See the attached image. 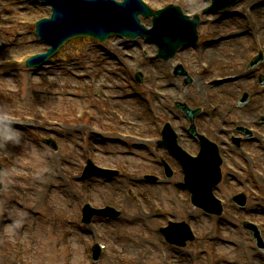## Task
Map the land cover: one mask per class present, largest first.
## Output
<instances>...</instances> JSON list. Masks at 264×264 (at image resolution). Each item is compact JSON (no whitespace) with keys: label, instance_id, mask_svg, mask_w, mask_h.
<instances>
[{"label":"rangeland","instance_id":"374dc122","mask_svg":"<svg viewBox=\"0 0 264 264\" xmlns=\"http://www.w3.org/2000/svg\"><path fill=\"white\" fill-rule=\"evenodd\" d=\"M145 1L153 8L162 6L166 2H173L186 13L200 12L208 2V0ZM252 4L256 6L252 7ZM12 7L17 8L15 13L10 11ZM247 10L251 12H247ZM230 11H233L238 17L231 16L224 20L221 19V15L202 17L203 25L198 29L201 40H208V38L216 36H230V38L224 40L219 48V52L213 47L216 51L214 57L209 56L211 54L208 55V52L205 50L206 48H202L201 50L204 57L207 60H211L214 70H218L223 75L233 73L239 75L242 65L251 54L256 52L252 41L253 35L257 36L264 43V0H242L237 8L234 7ZM0 13H2L0 15V62H4L0 63V142L6 137H13V140L9 141L8 156L10 159H16L25 152L23 145L15 143V139L18 136H35L38 133H43L45 134L43 138L51 137L59 141V152H54L45 146L41 139L37 145V148L44 146L50 149L52 153L62 154V157L58 161V167L53 168V170H62L63 174L54 177L56 183L47 182L42 184V186L51 184L54 188V200L56 203L54 214H60L72 219L75 217L70 215L73 205L67 201L70 199V190L73 187L79 188L81 185L77 182L72 183L71 175L78 171L79 167L85 163L74 162L76 154L84 151V148L81 147L84 140H80L79 143H76V140L84 135L82 129L89 125L88 110L91 108V105H93L97 115L101 113V108L102 115L106 113L105 107L99 105L104 102L102 94H96L94 90L99 89V83H105L112 88L113 86H117L114 90L106 91L107 95L116 97L115 100L111 101L115 105V109L125 116V118L133 121L138 120L139 122L141 119L150 120L148 110L150 107L153 108L149 105H153L154 95L151 72L154 69L158 80L166 82L168 81V77L165 72L169 66L168 64L153 63L150 65L147 63L139 53L141 45L138 43H136L138 45H124V43L113 39L106 44L98 46L97 43L88 39H76L61 48L48 61L49 65L46 68L40 72H32L23 66L25 59L45 50V47L37 41L34 35L33 22L37 18L48 16V10L38 4L32 3L30 0H0ZM3 16H14L15 19L4 20ZM216 18L218 20L221 19V22L217 25L212 24ZM207 20L212 22H207ZM142 23L149 25L150 21L142 20ZM213 33L217 35H213ZM116 47L119 48L116 50V54L121 49L120 53L122 55L118 54L119 59L109 60L106 65L100 68L99 63L104 58L102 52L112 53ZM12 53L19 54L20 64L22 65L20 69L16 65L7 62L10 61ZM193 61H195L194 58L188 64H191ZM260 66L258 67L259 70L264 68L262 65ZM191 67L194 69L195 66L192 65ZM137 69H140L145 74L146 83L141 88L134 87L130 80V74ZM79 73H86L87 77L79 78L77 77ZM161 73H163V78L161 77ZM21 78L30 85L26 86L24 92V97L27 101L26 107L29 110L52 109L54 110L53 112L69 110L72 114L60 118L45 112L44 114L49 116L48 119L59 123L58 125H53L44 122V119L41 117L42 114H39V116L37 114L36 117H33L26 111L17 115V118L12 120L14 121L13 123L5 126L3 114L18 97L16 88ZM192 78L194 84L201 77L193 73ZM177 80L179 79L175 81ZM92 84H95V88H91ZM248 84L257 89L255 80ZM239 87L240 84H229L219 89L224 107L230 110L236 119L242 115L240 111L237 112L233 107V102L238 96ZM191 88L192 86L183 89L180 83L179 85L176 84L174 95L176 96L181 93L183 100L192 105L197 104L196 100H206L203 89L195 95L185 92V90ZM143 90L145 95L139 93H143ZM132 94H137L138 97H131ZM254 104L255 102L246 108L247 113L254 114L264 110L261 105L256 106ZM74 114H78L79 117L72 123L70 121ZM26 116L32 117V121H28ZM103 120L91 121L98 125L97 122H103ZM38 121H42L49 126H39ZM58 129H65V131H58ZM91 135L92 133L87 135V141L90 140L89 136ZM88 146H90L89 143ZM103 146V149H109L104 154L106 157L126 156L133 158L135 163H132L129 167L131 171L145 157H149L146 149L141 147L137 141H134L133 144L128 143L126 147L122 144L107 145L106 143H103ZM117 149H126L127 151H116ZM246 150L255 152V148L252 145H247ZM137 153L140 154L139 157H137ZM33 155L39 160L38 152L33 153ZM237 156L238 162L243 167H236L235 164L232 165L231 163L229 165L237 170L238 179L235 178V181H233L230 178V173L227 172L224 181L219 185L218 195L220 198H228L234 192L244 191L248 195L247 205L244 209L239 210L235 206L228 205L225 207L226 211L223 217L214 219L194 211L190 204L183 203L182 199L179 201V197L185 198L182 193H176L173 189L172 192H168V196L171 198L168 199L166 206H164L167 210L155 222L157 223L158 221L159 225H163L164 221L168 218L175 220L192 218L196 229L200 231L197 241L187 245L185 249L176 252L165 249L168 252H165L166 256L174 259L176 263L191 264L190 257L193 256L196 264H214L215 258L211 254V248L216 247L218 255H223L227 258L226 260H222L221 264H264V254L254 249L248 235L238 224L240 220L245 218L255 221L259 224L264 238V148L262 147L260 153L257 152L250 158L242 156L240 152H238ZM2 159L3 157L0 156V160ZM81 160H83V157H81ZM97 160L99 164L104 165L99 157H97ZM253 162H255V165ZM40 164L43 166L57 165V159L55 157H45L43 161H40ZM145 166L149 165L145 162ZM26 168L27 170H32L31 163L26 164ZM255 169L259 170L258 174L254 172ZM45 175L48 174L45 173ZM18 179H23V177H18ZM241 181H247V183H242ZM29 195L36 196L37 194L31 192ZM71 199L74 201L76 198L72 196ZM15 202H17L15 199L10 201L13 207H16ZM45 211L47 210L45 209ZM28 214L32 216L30 212ZM7 221L8 225L12 223V220ZM67 222L71 223L72 220ZM155 228L150 232L145 230L143 233V236L146 237L144 243L153 252L158 254L162 263L164 261H162L161 252L164 250V243ZM140 235L138 229L130 230L128 235L129 243L134 244L136 248L141 247V245H135V239Z\"/></svg>","mask_w":264,"mask_h":264},{"label":"clouds","instance_id":"9594fccd","mask_svg":"<svg viewBox=\"0 0 264 264\" xmlns=\"http://www.w3.org/2000/svg\"><path fill=\"white\" fill-rule=\"evenodd\" d=\"M10 11L15 13L17 8L12 7ZM2 18L15 19L14 16ZM7 62L16 65L18 69L22 67L19 54L12 53L10 61ZM260 74H264V69H260ZM26 86L30 85L21 78L16 88L18 97L3 114L5 126L14 122L10 117L22 112L27 111L29 115L36 117L37 114L45 112L52 114L54 111L52 109L29 110L24 97ZM205 87L206 81L200 78L191 89L185 92L195 95ZM97 123L101 128L104 126L102 122ZM38 124L42 127L49 126L42 121H38ZM91 130V125H88L82 129L84 135L77 138L76 143L84 140L81 144L84 151L76 154L74 162L82 164L88 159L99 157L105 166L123 169V172L122 176L112 183L95 180V182H86L79 188L73 187L70 190V199L67 201L73 205L70 215L76 217L71 223L67 222L66 216L45 211V205L40 201L39 196H31L27 192L31 188L39 194L42 191V184L56 183L54 177L63 174L62 170H53L58 167L62 154L52 153L44 146L37 148L39 140L45 134L18 136L15 143L23 145L25 152L16 159H10L8 156L9 141L13 140V137H6L0 142V156L3 157L0 160V168H2L0 183L4 185L0 188V264H13V262L15 264H130V262L131 264H161L158 254L144 243L146 237L143 233L145 230L150 232L155 227L153 219L155 211L158 207L166 206L168 199L171 198L168 196L170 189L166 186L156 188L134 186L137 179L147 174L145 162L147 165H152L153 159L158 160L159 156L145 157L137 167L129 171L131 164L135 163L133 158L104 156L103 153L109 149L92 151L87 141V135L91 133ZM58 131H65V129H58ZM116 151L127 150L117 149ZM35 152L39 153V160L33 155ZM136 155L140 156L139 153ZM45 157H55L57 165H41L40 161H43ZM28 163H31L32 170H27ZM129 192L132 193L131 196ZM145 192L149 193L147 200L142 199ZM72 196L76 198L74 201L71 199ZM13 199L18 204H23L24 209L13 207L10 203ZM85 203H90L94 207L116 208L120 216L111 218L102 213L93 214L87 222L81 223L79 210ZM29 208L33 212H41V216L33 218L28 214ZM4 220H12V223L4 225ZM132 229L139 230L141 235L135 239V245H141V247L136 248L134 244L129 243L128 235ZM93 244H100L103 248V252L96 258L92 255Z\"/></svg>","mask_w":264,"mask_h":264}]
</instances>
